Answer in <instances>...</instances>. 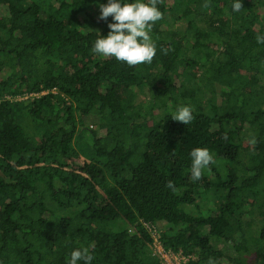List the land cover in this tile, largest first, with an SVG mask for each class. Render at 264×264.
I'll list each match as a JSON object with an SVG mask.
<instances>
[{"label":"trees","instance_id":"obj_1","mask_svg":"<svg viewBox=\"0 0 264 264\" xmlns=\"http://www.w3.org/2000/svg\"><path fill=\"white\" fill-rule=\"evenodd\" d=\"M232 2L158 0L156 54L128 66L92 52L107 0H0V264L85 246L92 264H161L142 222L188 264H264V0ZM194 148L213 156L195 182Z\"/></svg>","mask_w":264,"mask_h":264},{"label":"clouds","instance_id":"obj_2","mask_svg":"<svg viewBox=\"0 0 264 264\" xmlns=\"http://www.w3.org/2000/svg\"><path fill=\"white\" fill-rule=\"evenodd\" d=\"M157 3L158 0H107V3L98 4V19L108 21L111 17V21L107 23V35H99L93 44L92 52L126 63L128 66L150 63L156 54V44L150 32L153 24L162 16ZM241 7L242 0H233L231 11L240 12ZM256 42L264 44V35H257ZM193 118L192 108L187 105L177 107L171 114L173 121L183 125L189 124ZM189 156L190 177L195 182L201 178L202 171L213 162V156L207 148H194ZM165 187L173 193L176 192V187L171 181H168ZM92 261L90 248L85 246L74 249L67 259V264H92ZM207 264H215L214 259L209 257Z\"/></svg>","mask_w":264,"mask_h":264},{"label":"built area","instance_id":"obj_3","mask_svg":"<svg viewBox=\"0 0 264 264\" xmlns=\"http://www.w3.org/2000/svg\"><path fill=\"white\" fill-rule=\"evenodd\" d=\"M48 91H42L36 97H41L47 95ZM53 93H56L53 91ZM35 97V95H32ZM22 100H26L27 98H21ZM20 98L18 100H21ZM144 228L150 234L153 241V248L151 250V256L154 258H158L161 264H188L190 258L178 256L176 253L172 251L166 250L161 243V231L157 226L151 223L142 222Z\"/></svg>","mask_w":264,"mask_h":264},{"label":"rangeland","instance_id":"obj_4","mask_svg":"<svg viewBox=\"0 0 264 264\" xmlns=\"http://www.w3.org/2000/svg\"><path fill=\"white\" fill-rule=\"evenodd\" d=\"M199 10H200V12H203V4H201L199 6ZM91 14L93 16H98V13H96L95 10H92ZM187 57L191 58L192 57V53L191 54L188 53ZM144 95L146 96V98L148 100H151L152 97L149 94H147V95L144 94ZM77 133L78 134L76 136V147L81 152L82 155H84L85 157L89 158L90 154H91V149H90V147L87 144V139H88L87 132L85 130H83V129H78ZM200 203L201 202H199L198 204H200ZM213 245L215 246V248L222 249L228 255H233L234 254V252L232 250H230L227 247H225L224 245H222V243H217L216 241H213Z\"/></svg>","mask_w":264,"mask_h":264}]
</instances>
